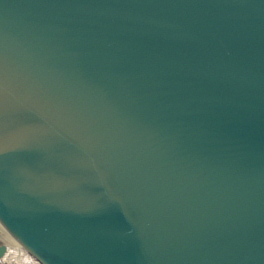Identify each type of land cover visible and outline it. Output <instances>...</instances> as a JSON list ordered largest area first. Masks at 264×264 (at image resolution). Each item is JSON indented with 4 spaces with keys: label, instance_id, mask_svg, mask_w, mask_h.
<instances>
[{
    "label": "water",
    "instance_id": "obj_1",
    "mask_svg": "<svg viewBox=\"0 0 264 264\" xmlns=\"http://www.w3.org/2000/svg\"><path fill=\"white\" fill-rule=\"evenodd\" d=\"M0 223L42 264H264V0H0Z\"/></svg>",
    "mask_w": 264,
    "mask_h": 264
},
{
    "label": "bare ground",
    "instance_id": "obj_2",
    "mask_svg": "<svg viewBox=\"0 0 264 264\" xmlns=\"http://www.w3.org/2000/svg\"><path fill=\"white\" fill-rule=\"evenodd\" d=\"M0 238L6 244V251L0 256V264H42L12 237L1 223Z\"/></svg>",
    "mask_w": 264,
    "mask_h": 264
},
{
    "label": "rangeland",
    "instance_id": "obj_3",
    "mask_svg": "<svg viewBox=\"0 0 264 264\" xmlns=\"http://www.w3.org/2000/svg\"><path fill=\"white\" fill-rule=\"evenodd\" d=\"M0 242H2V238H0Z\"/></svg>",
    "mask_w": 264,
    "mask_h": 264
}]
</instances>
